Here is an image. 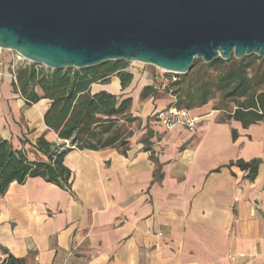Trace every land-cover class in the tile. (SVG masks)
I'll use <instances>...</instances> for the list:
<instances>
[{
	"label": "crops",
	"instance_id": "crops-1",
	"mask_svg": "<svg viewBox=\"0 0 264 264\" xmlns=\"http://www.w3.org/2000/svg\"><path fill=\"white\" fill-rule=\"evenodd\" d=\"M5 50L0 60L9 63ZM9 71L0 76V138L44 159L36 140L61 141L43 119L50 100L27 104ZM128 71L125 87L116 75L90 85L91 93L131 97L141 125L128 147L70 149L67 183L12 181L0 194V262L11 253L25 264H264V119L243 126L226 117L233 107L209 101L190 109L195 129H164L155 113L175 96L154 90L145 72ZM254 158L252 177L228 165Z\"/></svg>",
	"mask_w": 264,
	"mask_h": 264
},
{
	"label": "water",
	"instance_id": "water-1",
	"mask_svg": "<svg viewBox=\"0 0 264 264\" xmlns=\"http://www.w3.org/2000/svg\"><path fill=\"white\" fill-rule=\"evenodd\" d=\"M0 48L51 69L111 60L183 74L264 58V0H0Z\"/></svg>",
	"mask_w": 264,
	"mask_h": 264
},
{
	"label": "trees",
	"instance_id": "trees-1",
	"mask_svg": "<svg viewBox=\"0 0 264 264\" xmlns=\"http://www.w3.org/2000/svg\"><path fill=\"white\" fill-rule=\"evenodd\" d=\"M125 60H111L97 65L64 69H50L36 63L20 66L16 70V84L20 93L31 104L40 98H48L50 104L44 112L45 124L57 133L60 142H49L43 136L36 140V148L45 158L30 160L22 149L12 146L9 140L0 138V194L12 181L23 182L30 176H41L58 184L67 183L69 169L63 164L65 154L72 148L99 150L117 148L125 151L133 130L127 125L139 121L130 112L131 97H120L108 91L90 92L93 82L106 83L112 75L118 76L122 87L132 79ZM220 67L215 77L209 68ZM38 87L42 94L36 91ZM175 96L174 104L188 110L208 103L220 93L222 106L233 104L226 117L240 120L243 126L264 119V58L250 54L242 58L217 57L205 63L195 58L193 67L177 76L169 84ZM151 88L141 92L145 97ZM232 109V108H231ZM236 133L232 131V137ZM145 149H149V136L143 137ZM248 169L247 176L256 173L259 159L231 161L228 165ZM0 264H25L24 259L11 253Z\"/></svg>",
	"mask_w": 264,
	"mask_h": 264
},
{
	"label": "built area",
	"instance_id": "built-area-1",
	"mask_svg": "<svg viewBox=\"0 0 264 264\" xmlns=\"http://www.w3.org/2000/svg\"><path fill=\"white\" fill-rule=\"evenodd\" d=\"M24 60L27 59L17 52L14 59L9 63H5L4 61L0 60V76L4 75V67L7 65L10 70V78L16 82V70L19 65L23 64ZM174 79V77L160 78L159 80H155L152 86L156 91L166 90L171 81ZM155 119L161 125V127L167 130L175 126H181L186 129L193 130L195 129L198 122L197 117L193 116L190 113V110L183 107H178L175 104H171L163 109L158 110L155 113Z\"/></svg>",
	"mask_w": 264,
	"mask_h": 264
},
{
	"label": "rangeland",
	"instance_id": "rangeland-1",
	"mask_svg": "<svg viewBox=\"0 0 264 264\" xmlns=\"http://www.w3.org/2000/svg\"><path fill=\"white\" fill-rule=\"evenodd\" d=\"M7 53H12L13 57H15L16 52L14 50H10V49H6L5 50ZM128 65H127V70H133V71H137L140 73H146L147 75L150 76V79L155 81V80H159L160 78H177L178 75L177 73H172V72H167L164 69L158 68L154 65L151 64H146V63H141V62H137V61H127ZM33 62L29 61V60H24L22 65L20 66H27L32 64ZM41 65V64H40ZM43 66V65H42ZM45 68H48L46 66H44ZM193 67V66H192ZM51 69V68H50ZM220 67H212L209 68V73L211 74V77H215L216 74L218 73ZM162 91V90H161ZM213 101V106L214 105H218V106H222L223 102L220 101V93L216 92L215 96L210 100ZM227 108H232L233 104L230 102L226 103ZM151 119H153V116L150 117ZM141 122L140 121H135L129 125H127V127H130L134 130H137L140 128Z\"/></svg>",
	"mask_w": 264,
	"mask_h": 264
}]
</instances>
